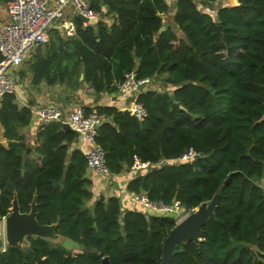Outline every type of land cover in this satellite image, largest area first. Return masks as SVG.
I'll use <instances>...</instances> for the list:
<instances>
[{
	"label": "trees",
	"instance_id": "1",
	"mask_svg": "<svg viewBox=\"0 0 264 264\" xmlns=\"http://www.w3.org/2000/svg\"><path fill=\"white\" fill-rule=\"evenodd\" d=\"M229 1L213 18L178 0L165 25L167 0H89L112 22L76 17L67 38L50 29L28 62L32 84L63 87L69 104L84 87L118 97L132 71L159 81L137 95L142 120L115 105L83 106L104 117L95 140L112 175L129 171L128 193L188 209L218 197L202 239L179 242L170 264H264L257 256L264 253V0ZM31 118L16 94L0 101L8 141L0 143V222L15 196L22 213L35 200L40 224L96 252L29 237L28 246L0 252V264H102L106 256L111 264H162L175 217L125 209L116 195L94 199L87 159L72 149L77 135L60 122L40 128L31 156L20 133ZM191 150L197 156L183 160ZM136 159L151 166L134 173Z\"/></svg>",
	"mask_w": 264,
	"mask_h": 264
},
{
	"label": "built area",
	"instance_id": "2",
	"mask_svg": "<svg viewBox=\"0 0 264 264\" xmlns=\"http://www.w3.org/2000/svg\"><path fill=\"white\" fill-rule=\"evenodd\" d=\"M194 1V0H193ZM68 9H72L77 17L87 18V23H95L101 19V14L94 11L89 0H10L6 7L7 17L0 18V101L9 94H16V73L25 58L49 41V31L53 27L62 29L65 36H73L76 32L74 21L67 18ZM150 78L138 79L134 71L125 74L124 80L118 85V98L126 102L121 109L128 110L139 120L146 117L147 112L137 101L141 93L138 87L144 85V91L149 89ZM134 96L133 101L129 98ZM33 114L42 125L51 122L68 123L81 139L79 149L87 159L88 171L94 175L112 178L106 165L105 152L96 143L98 127L104 117L96 110L86 112L83 105L66 107L60 104L40 105ZM3 127L0 124V134ZM197 156L194 151L185 154L182 159L187 160ZM148 162L136 159L131 171L137 173L148 169ZM130 200L139 208L154 214L173 215L176 224L181 222L195 209H188L178 202L165 204L162 201H152L146 193L131 194ZM8 249L6 238L0 240V252Z\"/></svg>",
	"mask_w": 264,
	"mask_h": 264
},
{
	"label": "crops",
	"instance_id": "3",
	"mask_svg": "<svg viewBox=\"0 0 264 264\" xmlns=\"http://www.w3.org/2000/svg\"><path fill=\"white\" fill-rule=\"evenodd\" d=\"M10 0H0V18L3 20L6 19V7ZM222 3V7L230 6L231 2L229 0H218V2ZM178 0H167L169 5V11L163 15V23L165 25L172 24L173 17L176 11V5ZM197 4L198 8L207 13V9L214 2L205 3L202 0H194ZM217 3V1H215ZM220 7V8H222ZM219 8V9H220ZM205 9V10H204ZM218 9V10H219ZM217 16V14H216ZM67 18L74 21L76 16L73 14L72 9H68ZM112 18L106 19L103 17L104 22H112ZM75 23V21H74ZM86 23V22H85ZM52 29H57L60 34L67 38L63 34L62 29L58 27H53ZM176 33L180 36V31L176 30ZM43 47V46H42ZM38 50V49H37ZM37 50L28 55L22 66L18 68L16 73V81H17V90L16 96L19 106H26L31 109L32 118L30 123L23 127L20 133L25 137L26 143L29 145V149L31 150L33 156L32 147L36 143V136L41 127H43L41 121L33 114V110H35L40 105H50V104H60L66 107H74V105H86L95 107L97 105H115L125 106L127 103L121 101L117 96L114 95H104L101 97L94 96L91 90L87 87H84L81 91L74 93V100L72 104H69L66 99L67 92L64 91V88L56 85L54 87L47 85L45 81L40 82L38 85H33V75L31 72L27 70L28 62L32 60L37 55ZM0 143L7 145L8 141L3 137V131L0 134ZM81 144V139L77 138L74 142L72 149H79ZM80 150V149H79ZM88 175L91 178L92 192L94 194V199L107 198L109 196L116 195L120 198L121 203L125 209L129 208H137L138 206L130 200V193L126 190V181L129 177V171L122 175H116L112 178H106L102 176L94 175L91 171H88ZM1 192V191H0ZM5 238V218L0 222V240Z\"/></svg>",
	"mask_w": 264,
	"mask_h": 264
},
{
	"label": "water",
	"instance_id": "4",
	"mask_svg": "<svg viewBox=\"0 0 264 264\" xmlns=\"http://www.w3.org/2000/svg\"><path fill=\"white\" fill-rule=\"evenodd\" d=\"M235 5H239L238 0H233ZM103 15L98 21V24L103 23ZM77 18L82 22H88L87 18L78 15ZM173 23V20H172ZM166 29L165 26L161 28V31ZM83 76H81V79ZM145 86L138 87L140 92L144 91ZM134 96L129 98V101H133ZM66 130L74 131L68 123H64ZM77 135V132L74 131ZM30 149H28L29 151ZM101 200L104 199L102 196ZM218 202V197H215L210 202H205L194 212L189 214L181 222L171 229L163 242V262L162 264H170L172 260V254L175 249L178 248L179 242L194 241L199 242L203 237L202 226L208 219L214 216V211ZM37 207L35 200L31 205V210L28 213H22L20 211L17 197L15 196L12 201V207L9 215L5 218V238L8 246L12 247H24L28 246L29 237H40L52 241L54 243H61V245L72 250L73 248L85 250L87 252H96L95 248L85 247L79 244L69 237H62L56 232V225H42L37 220ZM99 253V252H98ZM257 256L264 261V253L257 251ZM102 264H111L109 258L106 256L102 258Z\"/></svg>",
	"mask_w": 264,
	"mask_h": 264
},
{
	"label": "rangeland",
	"instance_id": "5",
	"mask_svg": "<svg viewBox=\"0 0 264 264\" xmlns=\"http://www.w3.org/2000/svg\"><path fill=\"white\" fill-rule=\"evenodd\" d=\"M222 7V3L219 1H217V3H212L209 8L206 10L208 14H210L213 18H216V14H217V11L218 9ZM205 10V9H204ZM180 34V33H179ZM44 50V49H43ZM160 86V83L159 81L157 82H151L150 86H148L149 88H153V89H158ZM74 100V99H73ZM80 105V104H78Z\"/></svg>",
	"mask_w": 264,
	"mask_h": 264
}]
</instances>
